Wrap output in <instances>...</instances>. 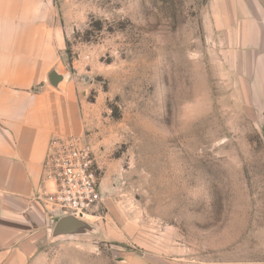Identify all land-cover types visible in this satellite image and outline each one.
Masks as SVG:
<instances>
[{
	"label": "rangeland",
	"instance_id": "1",
	"mask_svg": "<svg viewBox=\"0 0 264 264\" xmlns=\"http://www.w3.org/2000/svg\"><path fill=\"white\" fill-rule=\"evenodd\" d=\"M54 4L77 100L58 137L90 144L102 202L62 235L37 206L12 248L39 256L30 264H264V62L248 48L259 4Z\"/></svg>",
	"mask_w": 264,
	"mask_h": 264
},
{
	"label": "crops",
	"instance_id": "2",
	"mask_svg": "<svg viewBox=\"0 0 264 264\" xmlns=\"http://www.w3.org/2000/svg\"><path fill=\"white\" fill-rule=\"evenodd\" d=\"M249 1L264 15V0ZM248 20L260 22L248 48L264 62V19ZM67 40L54 0H0V264L39 259L13 249L9 232L44 210L38 197L50 141L70 133L75 121L76 95L59 70ZM52 72L62 76L57 84Z\"/></svg>",
	"mask_w": 264,
	"mask_h": 264
},
{
	"label": "built area",
	"instance_id": "3",
	"mask_svg": "<svg viewBox=\"0 0 264 264\" xmlns=\"http://www.w3.org/2000/svg\"><path fill=\"white\" fill-rule=\"evenodd\" d=\"M98 166L90 144L78 136L54 137L43 163L39 200L59 220H84L102 202Z\"/></svg>",
	"mask_w": 264,
	"mask_h": 264
},
{
	"label": "water",
	"instance_id": "4",
	"mask_svg": "<svg viewBox=\"0 0 264 264\" xmlns=\"http://www.w3.org/2000/svg\"><path fill=\"white\" fill-rule=\"evenodd\" d=\"M62 80V76H59L56 72H52L50 75V81L53 84H57ZM84 224L79 219L74 217H63L59 219L55 225L54 234L62 235V234H70L73 233L74 230L82 227Z\"/></svg>",
	"mask_w": 264,
	"mask_h": 264
},
{
	"label": "bare ground",
	"instance_id": "5",
	"mask_svg": "<svg viewBox=\"0 0 264 264\" xmlns=\"http://www.w3.org/2000/svg\"><path fill=\"white\" fill-rule=\"evenodd\" d=\"M88 216H92V215H90V214L89 215H86L85 218L87 219ZM80 221L83 222L84 225L87 224L86 220H80Z\"/></svg>",
	"mask_w": 264,
	"mask_h": 264
}]
</instances>
